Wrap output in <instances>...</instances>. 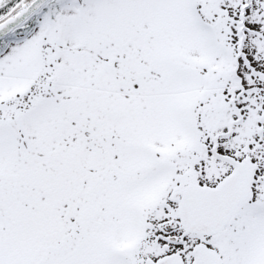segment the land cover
I'll list each match as a JSON object with an SVG mask.
<instances>
[{"label": "rangeland", "instance_id": "rangeland-1", "mask_svg": "<svg viewBox=\"0 0 264 264\" xmlns=\"http://www.w3.org/2000/svg\"><path fill=\"white\" fill-rule=\"evenodd\" d=\"M61 2L0 55V264L155 262L176 248L153 240L160 220L177 233L174 210L150 206L158 174L174 166L169 201L191 175L195 130L231 117L206 78L232 96L234 77L250 88L249 67L264 72V0L242 12L245 0ZM166 157L172 167L152 165ZM235 221V241L211 246L214 264H264V197L253 193Z\"/></svg>", "mask_w": 264, "mask_h": 264}, {"label": "flooded vegetation", "instance_id": "flooded-vegetation-1", "mask_svg": "<svg viewBox=\"0 0 264 264\" xmlns=\"http://www.w3.org/2000/svg\"><path fill=\"white\" fill-rule=\"evenodd\" d=\"M250 68V67H249ZM252 70V68H250ZM252 75L256 79V83L249 87H242V82L239 78L234 77L235 85L237 86L234 89V94L231 96L233 88L228 87L229 93H221L220 86L221 84L217 83L216 80L207 79V82H212L215 84L211 96L213 100L217 97L223 98L225 101L230 103V113L231 117L226 119L223 115L220 116V119L217 121H209L206 119L203 120V129L200 131L195 130V139L191 145V149H186L185 153L188 158L193 153L192 161L195 162L192 164L191 175L185 176V178L180 183V187L177 189L178 194L172 199L170 197L169 201L166 199L169 195V192L166 188V184L169 182L167 177L168 175L173 176L172 159L171 157H166L164 159H157L155 164H152L154 167L159 165L165 167H172L171 170L161 167V171L158 174L160 176V183L157 193L152 195L154 196L152 200L151 208L157 210L167 209L174 210L176 215L175 218V231L174 234L172 227L170 228L169 222L172 221L170 217H163L159 223L161 231L158 234L154 235L153 240L163 241V247L165 250L168 249L169 245H174L170 250L162 255V257H156V261H152L149 258L146 259L147 264H160V260H163V257L168 255L178 253L184 264H214L216 260H219V257L215 259V252L219 253L220 249H211V246L215 243H230L235 241V231H237V226L235 224V219L238 212L244 207L245 202L237 205L232 211L228 222L223 227V230H220L216 233H195L184 230L182 224L179 220V199L181 192L184 186L198 183L200 185L208 186H218L221 181L224 180L228 175L232 174L236 169V165L228 161L226 158L220 157L217 153L222 155H228L234 157L236 160L244 164V171L247 177V183L249 186L248 197H251L253 193L258 197L263 199L264 197V72L263 71H251ZM255 75L257 77H255ZM227 87V86H226ZM225 87V88H226ZM253 94L263 105L262 109L255 108L253 112L256 120V125H252V116H251V96L248 94ZM249 97V98H248ZM224 104V103H223ZM227 112L225 105L223 106V111ZM251 118V119H250ZM219 126H227L225 132H231L236 136L233 141L229 144L226 143L227 137L223 136L221 132L213 130L212 128H219ZM224 133V132H223ZM238 137V139H237ZM168 156V155H167ZM171 160V163L169 160ZM169 162V163H168ZM145 171L151 172L150 168L144 169ZM144 171V172H145ZM178 179H181V174H176ZM187 175V171L185 173ZM169 179V180H170ZM156 186V185H155ZM176 191V192H177ZM154 192V191H153ZM159 194H161L159 196ZM151 196L148 197V202L150 201ZM173 202L175 205H173ZM156 203V204H155ZM149 207V206H148ZM152 211V210H151ZM75 227L73 228V230ZM170 236H175V238H170ZM228 236V239L226 238ZM189 237L196 238L197 241L192 245L191 257L187 261V244L189 243ZM151 238V237H150ZM167 247V248H166Z\"/></svg>", "mask_w": 264, "mask_h": 264}, {"label": "water", "instance_id": "water-1", "mask_svg": "<svg viewBox=\"0 0 264 264\" xmlns=\"http://www.w3.org/2000/svg\"><path fill=\"white\" fill-rule=\"evenodd\" d=\"M47 0H31L0 22V37L20 25ZM231 161L233 159L230 158ZM227 177L216 188L189 185L183 188L180 216L184 227L195 232H217L223 228L234 207L245 200L247 185L243 169ZM166 264H182L177 255L164 258Z\"/></svg>", "mask_w": 264, "mask_h": 264}, {"label": "trees", "instance_id": "trees-1", "mask_svg": "<svg viewBox=\"0 0 264 264\" xmlns=\"http://www.w3.org/2000/svg\"><path fill=\"white\" fill-rule=\"evenodd\" d=\"M25 1H28V0H0V20H2L3 18H5L7 15L11 13H14L19 8L21 3L22 2L25 3ZM54 1L55 0H53V2ZM50 2H52V0L49 1V3ZM46 5L44 6L43 9L36 12V14H32V16L29 19H27L26 22L19 25V27L16 28L14 31H12L10 34L1 38L0 39V51L5 48V46L7 45L8 42H10V40L18 39V38L25 37L26 35H28L35 28L36 24H38L39 14L48 6Z\"/></svg>", "mask_w": 264, "mask_h": 264}]
</instances>
